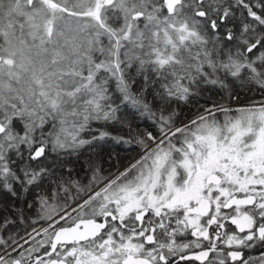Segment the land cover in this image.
Masks as SVG:
<instances>
[{
	"label": "snow or ice",
	"instance_id": "snow-or-ice-1",
	"mask_svg": "<svg viewBox=\"0 0 264 264\" xmlns=\"http://www.w3.org/2000/svg\"><path fill=\"white\" fill-rule=\"evenodd\" d=\"M217 88L228 104L180 119ZM93 122L137 158L47 167L112 135L83 138ZM31 189L30 215L0 217V264H264V0H0V190Z\"/></svg>",
	"mask_w": 264,
	"mask_h": 264
},
{
	"label": "trees",
	"instance_id": "trees-1",
	"mask_svg": "<svg viewBox=\"0 0 264 264\" xmlns=\"http://www.w3.org/2000/svg\"><path fill=\"white\" fill-rule=\"evenodd\" d=\"M226 26H221V35H224V28ZM135 70L133 69V72ZM141 80H137L135 88L138 89L141 84ZM112 82V89H115V84ZM239 93L240 101L239 102H248L249 98H255L259 100L261 95L258 91H248L246 88L241 87L239 83L234 85L233 95ZM211 95L213 99L221 100L223 97L222 103L228 104V94L227 92L221 91L220 89H216L214 91H206L202 97L193 98L189 103L184 104L181 103L179 105L180 119L184 120L186 115H191L198 105H204L206 98ZM149 100L152 99L151 95L148 97ZM210 102V101H209ZM237 103L236 101H231V104ZM160 105H157L159 107ZM206 106V105H205ZM176 107V105H173ZM126 109H122V112L119 114H124ZM91 131H86L82 133L83 138L89 139L91 136H98L99 133L96 131L97 129L106 130L110 132L112 135L109 137H105L103 139H98L91 145H85L79 153L69 155L68 153H56L48 150L47 158L44 163L50 169H53L57 172L66 169H73L74 176H79L81 179L85 176V168L86 161L91 159L94 162H98L103 166L104 169L108 170L111 167L113 171L117 167V159H119V167L123 166L128 160H130L134 155L140 152L139 145L135 143H124L123 141H118L113 137L123 135L125 138H129V131L127 127L121 128L119 123H111L109 125H104L103 122H93L91 126ZM132 128L135 131L143 133L145 130L155 132L156 127L151 119L148 117H140L135 119L132 122ZM27 149L24 148L25 157H27ZM111 158V159H110ZM90 175V173L88 174ZM84 183H87V180H84ZM35 189L29 190L27 193L19 192V198H13L10 193H7L3 190H0V217L5 215H11L10 209L14 206L15 208H23L25 209V215H30L27 212V203L34 198ZM7 206V209L5 208ZM39 225H36L38 227ZM19 230H21V235H23V227L24 225H19ZM17 229H10V231H15ZM30 230V229H29ZM262 249L257 248L254 251H249L244 249V258L248 256H256L259 254V251Z\"/></svg>",
	"mask_w": 264,
	"mask_h": 264
},
{
	"label": "rangeland",
	"instance_id": "rangeland-1",
	"mask_svg": "<svg viewBox=\"0 0 264 264\" xmlns=\"http://www.w3.org/2000/svg\"><path fill=\"white\" fill-rule=\"evenodd\" d=\"M114 82V81H113ZM115 84V82L113 83V85ZM240 104H245V103H248V102H239ZM231 106L233 107V108H235V107H237V103H233V104H231ZM45 131H47V129H45ZM50 149V148H49ZM48 149V150H49ZM50 151H51V149H50ZM27 152V151H26ZM137 156H138V154H136V155H134L130 160H128V162H126L125 164H123V166H121V167H119L120 168V170H123V168L130 162V161H132L133 159H135V158H137ZM116 169H114L113 171H115ZM38 227H40V225L38 226Z\"/></svg>",
	"mask_w": 264,
	"mask_h": 264
},
{
	"label": "flooded vegetation",
	"instance_id": "flooded-vegetation-1",
	"mask_svg": "<svg viewBox=\"0 0 264 264\" xmlns=\"http://www.w3.org/2000/svg\"><path fill=\"white\" fill-rule=\"evenodd\" d=\"M25 193H27V192H25Z\"/></svg>",
	"mask_w": 264,
	"mask_h": 264
}]
</instances>
